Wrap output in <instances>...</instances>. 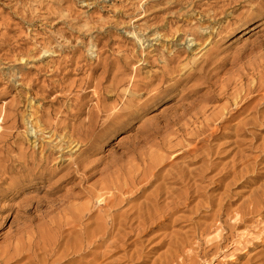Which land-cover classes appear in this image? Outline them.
Returning a JSON list of instances; mask_svg holds the SVG:
<instances>
[{"label":"rangeland","instance_id":"rangeland-1","mask_svg":"<svg viewBox=\"0 0 264 264\" xmlns=\"http://www.w3.org/2000/svg\"><path fill=\"white\" fill-rule=\"evenodd\" d=\"M0 264H264V0H0Z\"/></svg>","mask_w":264,"mask_h":264},{"label":"bare ground","instance_id":"bare-ground-1","mask_svg":"<svg viewBox=\"0 0 264 264\" xmlns=\"http://www.w3.org/2000/svg\"><path fill=\"white\" fill-rule=\"evenodd\" d=\"M129 121H123L121 123H118V125H120L121 127L124 126V124H127ZM119 126V127H120ZM120 142V141H119ZM138 148V147H136ZM149 161V160H148ZM153 162V161H152ZM155 163V162H154ZM144 164V163H143ZM159 164H148L145 169H144V173H142V178L149 176L150 174L152 175L154 173V171H156V169L158 168ZM131 179V178H130ZM135 179V178H134ZM95 197H97V199L99 200L100 203H104L106 201V199L109 197V192L105 191L103 189H100V191L98 192V194H94ZM80 213V212H79ZM81 216L83 215L82 213L80 214Z\"/></svg>","mask_w":264,"mask_h":264}]
</instances>
